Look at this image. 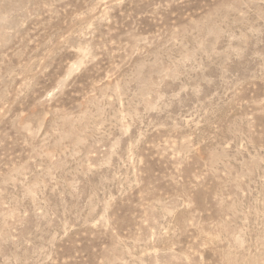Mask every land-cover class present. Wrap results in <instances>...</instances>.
I'll return each instance as SVG.
<instances>
[{
    "label": "rangeland",
    "instance_id": "obj_1",
    "mask_svg": "<svg viewBox=\"0 0 264 264\" xmlns=\"http://www.w3.org/2000/svg\"><path fill=\"white\" fill-rule=\"evenodd\" d=\"M0 264H264V0H0Z\"/></svg>",
    "mask_w": 264,
    "mask_h": 264
}]
</instances>
